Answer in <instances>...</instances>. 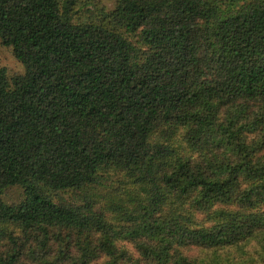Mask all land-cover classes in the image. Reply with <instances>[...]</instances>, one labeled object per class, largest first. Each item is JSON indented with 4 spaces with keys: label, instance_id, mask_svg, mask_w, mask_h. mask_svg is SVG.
Wrapping results in <instances>:
<instances>
[{
    "label": "trees",
    "instance_id": "trees-1",
    "mask_svg": "<svg viewBox=\"0 0 264 264\" xmlns=\"http://www.w3.org/2000/svg\"><path fill=\"white\" fill-rule=\"evenodd\" d=\"M100 2L0 0V264H264V0Z\"/></svg>",
    "mask_w": 264,
    "mask_h": 264
},
{
    "label": "rangeland",
    "instance_id": "rangeland-1",
    "mask_svg": "<svg viewBox=\"0 0 264 264\" xmlns=\"http://www.w3.org/2000/svg\"><path fill=\"white\" fill-rule=\"evenodd\" d=\"M100 6H105L107 9H114L116 0H101ZM0 67H6L10 74H21L25 72V67L20 63L13 54L10 47L4 46L0 40ZM20 197L19 189H11L7 193L8 201H16Z\"/></svg>",
    "mask_w": 264,
    "mask_h": 264
}]
</instances>
